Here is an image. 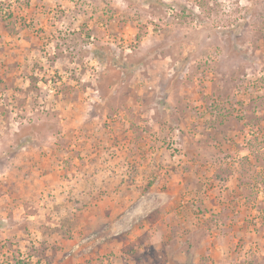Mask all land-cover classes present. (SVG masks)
Segmentation results:
<instances>
[{"label":"rangeland","instance_id":"1","mask_svg":"<svg viewBox=\"0 0 264 264\" xmlns=\"http://www.w3.org/2000/svg\"><path fill=\"white\" fill-rule=\"evenodd\" d=\"M0 264H264V0H0Z\"/></svg>","mask_w":264,"mask_h":264}]
</instances>
